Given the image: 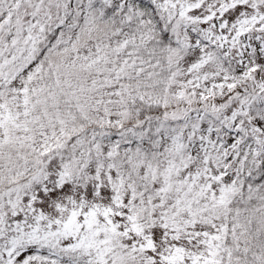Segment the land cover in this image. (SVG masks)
<instances>
[{"label": "snow or ice", "instance_id": "1", "mask_svg": "<svg viewBox=\"0 0 264 264\" xmlns=\"http://www.w3.org/2000/svg\"><path fill=\"white\" fill-rule=\"evenodd\" d=\"M0 264H264V0H0Z\"/></svg>", "mask_w": 264, "mask_h": 264}]
</instances>
